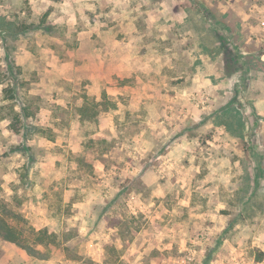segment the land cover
Listing matches in <instances>:
<instances>
[{"label": "rangeland", "instance_id": "obj_1", "mask_svg": "<svg viewBox=\"0 0 264 264\" xmlns=\"http://www.w3.org/2000/svg\"><path fill=\"white\" fill-rule=\"evenodd\" d=\"M0 199V264H264V0H0Z\"/></svg>", "mask_w": 264, "mask_h": 264}, {"label": "trees", "instance_id": "obj_2", "mask_svg": "<svg viewBox=\"0 0 264 264\" xmlns=\"http://www.w3.org/2000/svg\"><path fill=\"white\" fill-rule=\"evenodd\" d=\"M19 218L9 204L0 199V237L3 240L16 244L33 256H44L39 247L47 248L57 245L56 235L51 234L47 229L32 230L31 235H26L17 225Z\"/></svg>", "mask_w": 264, "mask_h": 264}]
</instances>
